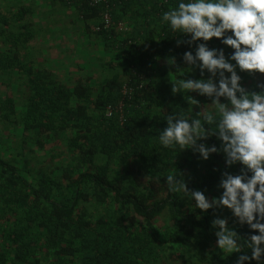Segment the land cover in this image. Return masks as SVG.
<instances>
[{"label":"trees","instance_id":"obj_1","mask_svg":"<svg viewBox=\"0 0 264 264\" xmlns=\"http://www.w3.org/2000/svg\"><path fill=\"white\" fill-rule=\"evenodd\" d=\"M45 1L51 12L75 18L114 58H97L102 83L81 75L66 85L27 59L31 7L0 6V78L20 83L23 103L21 110L13 95H0V139L9 128L20 132L11 156L0 157V264H236L240 255L251 256L246 239L258 232L241 226L230 210L202 211L167 186L166 177L175 174L190 190L219 197L221 173L242 167L226 168L222 152L205 161L192 149L159 142L169 115L191 118L204 106L215 111L207 97L171 91L172 81L201 78L182 58L195 45L176 43L190 37L162 21L181 0ZM65 25L63 32L70 30ZM207 43L226 56L233 52L216 38ZM237 72L242 86L261 91L256 83L264 75ZM190 96L200 105L190 104ZM59 134L67 137L65 164L32 159L27 143L42 151ZM200 142L220 146L215 136ZM217 216L239 234L240 252L218 248L211 224ZM244 264H264V256Z\"/></svg>","mask_w":264,"mask_h":264},{"label":"clouds","instance_id":"obj_2","mask_svg":"<svg viewBox=\"0 0 264 264\" xmlns=\"http://www.w3.org/2000/svg\"><path fill=\"white\" fill-rule=\"evenodd\" d=\"M162 21L173 31L190 37L176 43L178 47L195 45L194 54L192 50L185 51L182 58L185 64L199 69L201 76L172 81V93H198L211 100L215 111L204 106L191 118L169 115L159 142L165 148L178 145L181 150L192 149L205 161L222 152L226 168L242 166L238 174L227 170L221 173L218 187L223 191L219 197L209 199L203 191L190 190L175 174L166 177L168 189L194 199L202 211L230 210L241 226L246 224L259 233L246 239L251 256L240 255L236 264L260 261L264 256V81L256 83L261 91H249L242 86L237 69L264 75V0H181L163 13ZM213 38L233 52L226 56L224 48H210L207 42ZM169 63L174 65V59ZM205 73L209 74L207 78ZM188 102L200 105L191 96ZM212 136L220 141L219 147L200 142ZM211 224L218 229L215 236L219 249L228 253L241 251L240 236L229 228L227 217L217 216Z\"/></svg>","mask_w":264,"mask_h":264},{"label":"rangeland","instance_id":"obj_3","mask_svg":"<svg viewBox=\"0 0 264 264\" xmlns=\"http://www.w3.org/2000/svg\"><path fill=\"white\" fill-rule=\"evenodd\" d=\"M18 4H28L32 9V18H26V21L34 26L33 38L28 44L30 49L28 53L32 54L27 59L33 57L36 62L53 71L66 85H70L74 78L81 75L90 77L92 85L103 82L99 67L101 61L97 58L113 59L114 55L105 53L101 42L90 39L82 32V24L65 12H51L45 0H0V6L8 10H12L13 6L16 7ZM68 19L73 23L68 24ZM63 25L70 30L63 32L61 27ZM0 80V95L5 93L13 95L15 106L22 110L20 83H10L5 74ZM2 135L0 157L5 158L13 153L14 141L19 138L20 132L9 128L2 132ZM66 138V134L50 138L42 151L30 142L26 146L35 151L33 160L53 161L54 165L65 164L68 160ZM17 163L21 164V160H17Z\"/></svg>","mask_w":264,"mask_h":264},{"label":"built area","instance_id":"obj_4","mask_svg":"<svg viewBox=\"0 0 264 264\" xmlns=\"http://www.w3.org/2000/svg\"><path fill=\"white\" fill-rule=\"evenodd\" d=\"M95 1H99V0H95ZM104 22H105V25H108V23H109V18H108L107 16H105V18H104ZM110 113H111V111L108 110L107 113H106V116H109Z\"/></svg>","mask_w":264,"mask_h":264}]
</instances>
